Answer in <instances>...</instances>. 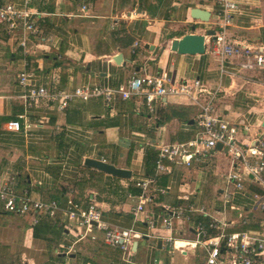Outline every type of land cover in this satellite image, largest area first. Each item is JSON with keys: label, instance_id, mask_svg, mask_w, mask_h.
Segmentation results:
<instances>
[{"label": "crops", "instance_id": "1", "mask_svg": "<svg viewBox=\"0 0 264 264\" xmlns=\"http://www.w3.org/2000/svg\"><path fill=\"white\" fill-rule=\"evenodd\" d=\"M234 1L240 13L233 17L228 39L264 47V0ZM0 3L24 5L23 0ZM30 8L38 34L27 35V51L20 45L21 29L9 34L0 27V188L14 178L20 190L29 189L44 201L56 200L64 209L71 191L84 205L96 203L111 227L142 235L132 247L136 264L138 259L146 264H174L178 254L180 264H192L189 252L197 249L195 264H203L206 251L186 247L196 241L194 227L199 220L215 221L227 233L264 234V212L251 196L227 185L231 162L224 163L222 148L199 155L189 166L166 161L171 171L157 179V187L166 193H157L138 219L131 213L138 201L128 198L127 187L155 175L160 149L198 140V109L188 100H158L153 112L137 99L118 100L108 107L103 98L75 100L64 111L43 99L28 109L18 84L24 69L52 92L83 85L116 89L133 76L163 73L173 82L200 80L217 93L219 116L240 126L251 125V133L240 134V139H248L263 128L264 73L241 69L239 56L222 62L213 53L211 37H206L204 54H179L171 47L185 35L215 31L219 0H31ZM193 9L209 13V20L195 19ZM119 55L122 59L116 62ZM20 115H25L21 130L8 131L7 123ZM87 159L127 169L132 177L106 174L102 191L93 188L80 195L77 185L88 177ZM246 187L258 191L254 185ZM228 191L233 195L231 205L225 207ZM180 207L194 208L191 221L174 222L172 235L178 249L186 247L185 253L167 243L171 232L162 229L160 221L170 215L167 208ZM146 216L156 221L155 229L143 222ZM66 224L62 212L56 219L43 218L35 224L33 216L11 215L0 203V264H126L119 248L100 238L80 240V229H68Z\"/></svg>", "mask_w": 264, "mask_h": 264}, {"label": "built area", "instance_id": "2", "mask_svg": "<svg viewBox=\"0 0 264 264\" xmlns=\"http://www.w3.org/2000/svg\"><path fill=\"white\" fill-rule=\"evenodd\" d=\"M31 0H23V6L18 7L12 3H0V25H3L9 34L22 30L20 45L27 51V35L38 34L36 23L32 20L33 10L30 8ZM220 11L214 23L215 36L213 39V53L223 62L231 56L242 58L239 66L247 71H261L264 73V47L251 46L241 42H231L228 39V29L232 25L233 17L240 13V6L234 0H219ZM84 10L86 7L83 8ZM18 84L23 88L22 99L28 109L35 108L39 102L46 99L56 109L64 111L71 102L81 100L84 102L94 98H103L108 107L118 100L137 99L147 105L149 110H155V102L167 97H179L188 100L197 107L198 113L195 125L198 130V140L190 143H177L164 145L158 154L156 171L153 177L135 181L134 187L140 189L139 195L128 194L132 201L138 204L132 206L131 213L138 219L139 215L146 212V207L154 201L157 193L165 194V189L157 187V179L162 173L171 171L166 161L172 164L189 166L193 159L203 153L215 151L219 145L230 156L231 168L226 175L227 185H233L235 191L243 196H251L255 205L264 212V128L248 139H240V134L251 133V125H238L219 116L216 112L217 93L211 91L200 80H183L173 82L168 73L162 75L133 76L127 84L116 89L101 88L98 86L83 85L72 90L52 92L48 88L38 85L34 73L24 69L18 76ZM25 115H20L17 121L7 123L8 131L19 132L21 120ZM203 145L204 149L199 148ZM105 162V161H104ZM246 184L254 185L258 191L250 192ZM233 192L228 191L223 203L225 207L231 205ZM0 203L4 211L18 216H33L34 223L41 219H56L62 212L66 219V228L80 229V240L101 241L109 246L118 247L123 252V261L126 264H136L128 258L134 254L132 247L135 240L142 235L133 229H119L111 227L103 220L99 206L90 201L84 205L73 196V191L68 195L66 209L56 200L44 201L36 198L29 189L18 188L17 182L11 178L0 188ZM170 215L161 218V227L170 231L167 243L177 248V242L172 235L175 220L191 221L193 207L171 210ZM204 213V209H201ZM190 213V215H189ZM143 222L150 230L156 228V221L146 216ZM196 241L186 247L193 249L202 248L206 251L203 264H264V234L242 231L227 233L224 226L215 221H197L195 223ZM215 233V234H213ZM186 247L178 250L185 253ZM71 252V250H70Z\"/></svg>", "mask_w": 264, "mask_h": 264}, {"label": "water", "instance_id": "3", "mask_svg": "<svg viewBox=\"0 0 264 264\" xmlns=\"http://www.w3.org/2000/svg\"><path fill=\"white\" fill-rule=\"evenodd\" d=\"M192 16L195 19H199L204 22L208 21L210 18L209 13L200 9H193ZM213 36H215V31L213 30L209 31L206 36L197 35V34H188L185 35L180 40L173 41L171 47L173 51L179 54H189V55L204 54L206 51V46H205L206 37H213ZM121 59L122 56L119 55L116 58V62H120ZM262 126L264 128V121ZM218 148L220 149L222 148V146L219 145ZM85 166L122 179H130L132 177L131 171L127 169L118 168L115 165L109 164L102 160L87 159L85 161ZM134 247H137V243H135Z\"/></svg>", "mask_w": 264, "mask_h": 264}, {"label": "trees", "instance_id": "4", "mask_svg": "<svg viewBox=\"0 0 264 264\" xmlns=\"http://www.w3.org/2000/svg\"><path fill=\"white\" fill-rule=\"evenodd\" d=\"M0 27L4 28L3 25H0ZM85 171H86V174H88V177H85L84 179H82L77 185L80 195H85L87 190L93 189V188L98 189L99 191H102L107 186V183L104 182L105 181L104 176L106 175V173L102 171H98V170H93L92 168H89V167H86ZM127 191H128V194L131 193L133 195H139L141 193L140 189L135 188L133 185H128ZM199 221L208 222L206 220H199Z\"/></svg>", "mask_w": 264, "mask_h": 264}, {"label": "rangeland", "instance_id": "5", "mask_svg": "<svg viewBox=\"0 0 264 264\" xmlns=\"http://www.w3.org/2000/svg\"><path fill=\"white\" fill-rule=\"evenodd\" d=\"M226 154V153H225ZM231 162V159H230V156L228 155V154H226V157L224 158V163H226V162ZM141 245L143 246H145V244H143V242H141ZM113 247V246H112ZM114 249H117L118 247H113ZM197 251H199V249H197V250H194L193 252H189V254L192 256V257H190L191 259H193V261H190V263H192V264H195V262L196 261H198V253H197ZM200 252V251H199ZM135 255V253L134 254H132V255H129L128 256V258L129 259H131V260H133L132 258H133V256ZM161 257H163V256H161ZM172 256L170 255V256H167V258H171ZM139 260V264H146L145 263V261H144V259H142V260H140V259H138ZM172 262L174 263V264H180V257H179V254L178 255H174V257H173V259H172Z\"/></svg>", "mask_w": 264, "mask_h": 264}]
</instances>
